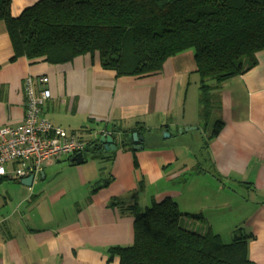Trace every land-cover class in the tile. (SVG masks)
<instances>
[{"label": "crops", "instance_id": "0c3cea01", "mask_svg": "<svg viewBox=\"0 0 264 264\" xmlns=\"http://www.w3.org/2000/svg\"><path fill=\"white\" fill-rule=\"evenodd\" d=\"M38 1L12 0L13 16ZM13 56L1 21L0 129L24 120L26 79L33 77L37 90L46 86L52 93L41 118L69 134H86L80 138L87 144L120 131L112 137L115 151L83 153L82 163L72 161L75 155L52 160L31 187L0 176V264H119L108 250L135 239V219L124 206L137 202L145 210L167 198L183 214H201L182 220L187 229L208 223L229 242L233 229L245 226L254 235L250 259L264 264V51L253 69L213 92V119L224 127L208 149L192 51L144 77H117L97 55L59 65ZM41 77L49 82L40 84ZM135 128L144 130L143 148L121 147L124 132ZM112 200L121 206L111 207Z\"/></svg>", "mask_w": 264, "mask_h": 264}, {"label": "trees", "instance_id": "16d2710c", "mask_svg": "<svg viewBox=\"0 0 264 264\" xmlns=\"http://www.w3.org/2000/svg\"><path fill=\"white\" fill-rule=\"evenodd\" d=\"M11 5L12 0H0V22L14 51L11 61L26 57L59 65L90 54L117 77H144L161 71L168 59L192 51L204 132L214 120L213 92L253 69L257 54L264 51V0H40L18 17ZM223 127L221 118L213 122L205 149ZM119 131L114 128L112 137ZM134 132L144 135L143 128ZM130 135L124 132L119 145L135 151ZM87 145L83 153H108L100 139ZM111 180L100 181L93 192ZM109 205L121 203L112 200ZM124 208L134 216L135 239L131 246L108 250L119 264H257L249 256L254 235L243 225L226 242L208 223L200 231L184 227V218L200 215L183 214L171 198L145 210L137 202Z\"/></svg>", "mask_w": 264, "mask_h": 264}, {"label": "built area", "instance_id": "2783aa9c", "mask_svg": "<svg viewBox=\"0 0 264 264\" xmlns=\"http://www.w3.org/2000/svg\"><path fill=\"white\" fill-rule=\"evenodd\" d=\"M46 85L48 77L39 78ZM33 77L26 79V115L17 126L0 129V176L24 179L40 175L44 166L62 156L83 153L87 143L75 134L41 118L42 107L52 97L44 86L36 89Z\"/></svg>", "mask_w": 264, "mask_h": 264}, {"label": "water", "instance_id": "95a60500", "mask_svg": "<svg viewBox=\"0 0 264 264\" xmlns=\"http://www.w3.org/2000/svg\"><path fill=\"white\" fill-rule=\"evenodd\" d=\"M193 129V128H192ZM164 136L168 137L167 133H164ZM130 139H133V142L136 144V149L140 150L143 147L141 145H139L138 143L143 141V137L141 135H139L137 132L132 133L129 136ZM100 142L102 144H104V147L106 149V151H115L117 149L114 139L112 138V136H102L100 138ZM73 162L76 163H82L84 162V158H83V153H78L76 154L73 158H72ZM36 176L35 175H31L27 178L22 179L20 182L22 185L27 186V187H31L34 183Z\"/></svg>", "mask_w": 264, "mask_h": 264}, {"label": "rangeland", "instance_id": "374dc122", "mask_svg": "<svg viewBox=\"0 0 264 264\" xmlns=\"http://www.w3.org/2000/svg\"><path fill=\"white\" fill-rule=\"evenodd\" d=\"M215 120H216V119L212 120V122H211V126L208 128L207 132H204V131H203V132L205 133V135L208 136V135L210 134V132L212 131V124H213V122H214ZM78 136L81 137L82 139L88 138V136H87L86 134H84V135H82V136H81L80 134H78ZM84 137H85V138H84ZM85 140H86V139H85ZM88 154H89V153L86 152V155H85V156H88ZM199 215H201V214H199ZM200 217H201V216H200ZM224 237H225V239H227V236H224ZM227 240H228V239H227ZM228 241H229V240H228Z\"/></svg>", "mask_w": 264, "mask_h": 264}]
</instances>
